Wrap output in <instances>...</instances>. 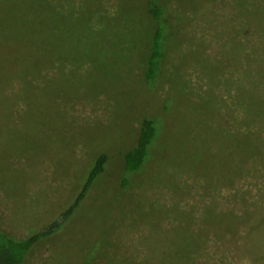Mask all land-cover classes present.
<instances>
[{
	"label": "rangeland",
	"instance_id": "1",
	"mask_svg": "<svg viewBox=\"0 0 264 264\" xmlns=\"http://www.w3.org/2000/svg\"><path fill=\"white\" fill-rule=\"evenodd\" d=\"M0 229L23 264H264V0H0Z\"/></svg>",
	"mask_w": 264,
	"mask_h": 264
},
{
	"label": "trees",
	"instance_id": "2",
	"mask_svg": "<svg viewBox=\"0 0 264 264\" xmlns=\"http://www.w3.org/2000/svg\"><path fill=\"white\" fill-rule=\"evenodd\" d=\"M161 53L160 34L157 32L152 43V54L150 55L148 62L147 77L152 78L155 75ZM154 136V124H152L151 120H144L137 144L129 149L124 155L125 166L127 169L134 170L142 165ZM106 162V154L101 153L96 157L79 191L73 197L71 202L60 211L57 217L50 223L51 228L54 227V229H57L60 225L67 222L70 216L80 206L94 180L105 170ZM38 235L39 234L35 235V239ZM31 243L32 239L18 240L12 238L0 229V264H23Z\"/></svg>",
	"mask_w": 264,
	"mask_h": 264
}]
</instances>
